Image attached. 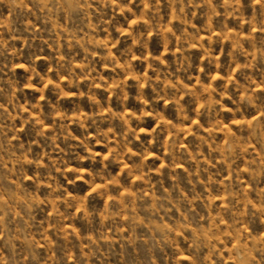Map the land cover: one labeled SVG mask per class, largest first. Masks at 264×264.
Returning a JSON list of instances; mask_svg holds the SVG:
<instances>
[{
  "label": "clouds",
  "instance_id": "obj_1",
  "mask_svg": "<svg viewBox=\"0 0 264 264\" xmlns=\"http://www.w3.org/2000/svg\"><path fill=\"white\" fill-rule=\"evenodd\" d=\"M0 264H264V0H0Z\"/></svg>",
  "mask_w": 264,
  "mask_h": 264
},
{
  "label": "rangeland",
  "instance_id": "obj_2",
  "mask_svg": "<svg viewBox=\"0 0 264 264\" xmlns=\"http://www.w3.org/2000/svg\"><path fill=\"white\" fill-rule=\"evenodd\" d=\"M17 71H18V72H21L22 70H20V69H17Z\"/></svg>",
  "mask_w": 264,
  "mask_h": 264
}]
</instances>
